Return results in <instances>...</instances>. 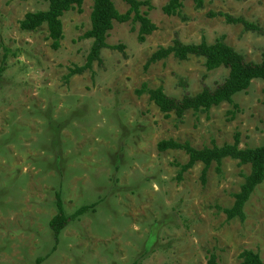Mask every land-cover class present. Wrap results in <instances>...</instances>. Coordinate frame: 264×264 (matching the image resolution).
<instances>
[{
	"label": "rangeland",
	"instance_id": "1",
	"mask_svg": "<svg viewBox=\"0 0 264 264\" xmlns=\"http://www.w3.org/2000/svg\"><path fill=\"white\" fill-rule=\"evenodd\" d=\"M121 13L128 6L113 0ZM157 30L144 44L139 25L115 23L103 65L67 78L85 65L93 41L92 1L83 13L62 18L65 38L54 51L47 26L20 29L27 13L46 11L41 0H0V264H239L243 250L264 263V183L245 206L246 219L228 220L222 211L250 175L249 165L227 158L213 163L202 183L205 165L182 174L184 151L160 152L158 143L175 140L202 150L234 144L264 146V82L209 112L189 111L169 117L137 91L163 87L181 99L203 87L214 89L228 77L223 68L208 73L204 59L181 62L173 57L145 69L159 47L175 40L214 44L218 39L260 63L264 35L228 24L213 13L242 17L264 30V0H204L195 8L185 0L180 16L162 9L168 0H139ZM6 57V58H5ZM60 194L67 215L90 209L71 220L58 239L50 228ZM220 208V209H218Z\"/></svg>",
	"mask_w": 264,
	"mask_h": 264
},
{
	"label": "trees",
	"instance_id": "2",
	"mask_svg": "<svg viewBox=\"0 0 264 264\" xmlns=\"http://www.w3.org/2000/svg\"><path fill=\"white\" fill-rule=\"evenodd\" d=\"M49 5L48 10L27 13L20 21V29L24 32H36L43 26H47L48 38L51 41V48L57 51L61 48V43L65 38L62 18L68 12L77 11L83 13V5L86 1H92L93 8L90 16L91 28L84 35L85 39H91L93 45L87 57L86 63L82 67L75 66L70 70L67 78L82 75L92 71L94 65L102 67V53L106 49L124 51V46H110L107 43L110 32L114 29L115 23L125 24L131 22L139 25L137 40L144 44L149 36L156 30V25L151 21L147 14L142 13L141 8L148 6L147 2L139 0H121L128 6L125 13H121L113 0H41ZM185 0H168L163 7V13L168 17L180 16ZM226 1V0H223ZM241 1V0H235ZM195 8L200 10L204 7V0H194ZM210 18L224 17L228 24L242 25L246 31L264 35V30L255 23L249 22L242 17H234L224 13L210 12ZM170 57L185 62L190 58L204 59L205 68L208 73L218 69H225L229 72L227 78L212 89L205 85L201 92L196 95L185 94L181 99H175L166 94L163 87L149 89L147 84L137 91L139 96L149 95V100L154 103L159 110L166 116L174 113L178 119H182L189 111L194 113L209 112L212 108L218 107L223 103H232L233 98L247 91L253 81L261 80L264 82V54L260 63L247 61L244 55L238 53L230 47L224 38L218 39L214 44H208L202 40L200 44H184L180 40H175L169 47H159L147 60L145 69L152 65L167 60ZM6 58V57H5ZM0 66V77L5 72L6 67ZM160 152L168 150L184 151L188 156V161L181 166L179 179L182 174L192 169L197 163L205 165L202 173V183H206L207 171L213 163L221 166L223 160L230 158L239 162L241 166L249 165L251 172L246 177L245 184L241 187L238 194L234 196L235 203L230 209L222 211L227 219H240L245 221V206L250 200L258 186L264 183V146L258 148H240V135H235L234 144H227L223 147L213 146L198 150L190 144H181L175 140H164L157 146ZM57 215L51 220L50 228L55 238L58 239L62 230L74 220L84 215L90 207L85 206L77 210L73 215L66 214L60 194H57ZM220 209V208H218ZM221 210V209H220ZM239 264H264L260 254L252 250H243L239 255ZM42 261L39 260L38 264ZM136 264V263H134ZM208 264H217V256L211 253Z\"/></svg>",
	"mask_w": 264,
	"mask_h": 264
}]
</instances>
